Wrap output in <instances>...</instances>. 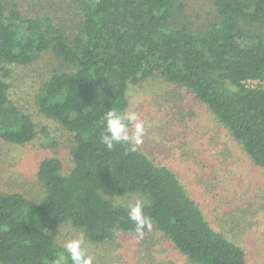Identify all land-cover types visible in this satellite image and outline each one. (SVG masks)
<instances>
[{
	"label": "trees",
	"instance_id": "trees-1",
	"mask_svg": "<svg viewBox=\"0 0 264 264\" xmlns=\"http://www.w3.org/2000/svg\"><path fill=\"white\" fill-rule=\"evenodd\" d=\"M212 4L214 21L194 32L178 24L175 0H82L76 31L69 33L0 0V140H35L37 128L11 104L7 80L48 52L59 65L41 82L36 104L70 134L73 163L64 173L60 160L42 162L39 202L0 194V264H53L64 254L51 234L61 224L95 244L117 231L136 234L128 218L136 200L152 229L190 264H248L244 249L212 227L171 170L137 146L129 151L131 142L111 151L100 143L105 112L129 111L130 86L158 76L190 90L264 168V38L243 26L264 25V0ZM107 195L132 202L117 206ZM64 264H71L67 256Z\"/></svg>",
	"mask_w": 264,
	"mask_h": 264
},
{
	"label": "rangeland",
	"instance_id": "rangeland-1",
	"mask_svg": "<svg viewBox=\"0 0 264 264\" xmlns=\"http://www.w3.org/2000/svg\"><path fill=\"white\" fill-rule=\"evenodd\" d=\"M81 1L10 0L18 4L24 16L48 17L54 26L69 33L76 31ZM175 2L178 24L194 32L205 30L215 19L212 0ZM243 26L264 38V25ZM58 65L47 52L33 64L16 67L10 73V102L32 118L38 134L23 145L0 140V194H21L39 202L45 195L37 179L42 162L58 159L64 173L72 168L70 134L41 114L36 104L41 82ZM128 99L129 111L135 112L145 125L143 143L136 146L177 176L212 227L244 249L248 264H264V168L253 163L228 128L187 88L156 76L130 86ZM107 196L117 206L132 202ZM81 232L69 223L51 230L62 249L64 240ZM86 246L94 264H190L155 229L144 232L142 238L117 231L111 240L101 244L86 239Z\"/></svg>",
	"mask_w": 264,
	"mask_h": 264
},
{
	"label": "clouds",
	"instance_id": "clouds-1",
	"mask_svg": "<svg viewBox=\"0 0 264 264\" xmlns=\"http://www.w3.org/2000/svg\"><path fill=\"white\" fill-rule=\"evenodd\" d=\"M103 131L100 134V143L111 151L116 144H129V151L135 152L136 145L143 143L145 135L144 122L135 112L117 111L111 109L105 112L101 121ZM143 202L136 200L128 205V218L134 223V231L139 237L144 236L145 229L152 230L151 219L144 214ZM64 254L57 258L53 264H64L66 256L71 264H94V257L88 254L86 239L81 232L73 238L62 242Z\"/></svg>",
	"mask_w": 264,
	"mask_h": 264
},
{
	"label": "built area",
	"instance_id": "built-area-1",
	"mask_svg": "<svg viewBox=\"0 0 264 264\" xmlns=\"http://www.w3.org/2000/svg\"><path fill=\"white\" fill-rule=\"evenodd\" d=\"M248 85H251L252 87H255V86L257 85V83H256V82H252V81H250V82L248 83Z\"/></svg>",
	"mask_w": 264,
	"mask_h": 264
}]
</instances>
